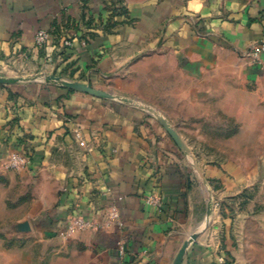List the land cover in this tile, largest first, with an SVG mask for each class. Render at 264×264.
<instances>
[{"label": "crops", "instance_id": "0c3cea01", "mask_svg": "<svg viewBox=\"0 0 264 264\" xmlns=\"http://www.w3.org/2000/svg\"><path fill=\"white\" fill-rule=\"evenodd\" d=\"M262 39L264 0H0V202L21 264H264V181L231 161L190 170L151 110L189 123V92L221 82L264 110ZM146 75L169 78L163 104L140 94ZM11 152L29 164L6 169ZM71 215L95 227L59 236Z\"/></svg>", "mask_w": 264, "mask_h": 264}, {"label": "rangeland", "instance_id": "374dc122", "mask_svg": "<svg viewBox=\"0 0 264 264\" xmlns=\"http://www.w3.org/2000/svg\"><path fill=\"white\" fill-rule=\"evenodd\" d=\"M142 80L140 94L146 98L153 97L159 104L167 101L165 98L167 92L164 87L170 82L169 78L158 75L156 80H153V85L149 84L148 75L143 76ZM209 86L214 89L207 90L204 96L196 97L197 93L189 90L190 99L194 103L189 109L191 118L189 123L169 122L163 112L164 106L151 107V110L165 120V124L173 131L177 132L181 127L188 131L189 138H179V141L184 148V156L190 170L194 171L198 166L200 168L201 161L205 164L231 161L253 168L251 179L258 180L259 184L262 183L264 181V115L257 116L260 122H250L245 113L249 109L247 106L251 103L253 110L264 111L254 105L255 102L257 104L260 102V96L253 89V95L245 97L244 93H240L235 99L236 96L233 98V93L228 89L230 85L221 82L216 85L209 84ZM239 103L242 104L241 107L237 106ZM6 196H8L7 202L11 203L12 194L8 193ZM9 203L6 207L0 202V246L1 248L7 246L8 250L12 251H8L11 254H8L7 258L0 255V264H4L7 259L11 264H21V244L10 235V220L13 211ZM15 214L14 211L13 216ZM32 264L37 263L32 260Z\"/></svg>", "mask_w": 264, "mask_h": 264}, {"label": "built area", "instance_id": "2783aa9c", "mask_svg": "<svg viewBox=\"0 0 264 264\" xmlns=\"http://www.w3.org/2000/svg\"><path fill=\"white\" fill-rule=\"evenodd\" d=\"M50 37V34L47 30H37L34 34V43L35 46L38 48H43L46 46L47 41ZM65 44H69L68 41H65ZM261 52H264V39L259 40L255 42L250 50V55L253 57L254 60L258 59V56ZM76 137H78V134H76ZM80 144L84 145V141L80 140ZM30 161V156L26 153H21V152H11L8 153L3 161V165L6 168H11V169H17V168H22L25 167L29 164ZM148 201L158 203L157 205L159 206L158 198L155 196H150L148 197ZM119 220V212L118 208L113 205L110 206L107 210V220L106 224H114L118 223ZM95 227V222L93 220L87 219L83 216H75L71 215L67 217L64 222L62 223V227L59 231V236L61 237H69L73 234H75L78 231L81 230H87L90 228ZM224 260L223 257L219 256L218 257V264H223Z\"/></svg>", "mask_w": 264, "mask_h": 264}, {"label": "water", "instance_id": "95a60500", "mask_svg": "<svg viewBox=\"0 0 264 264\" xmlns=\"http://www.w3.org/2000/svg\"><path fill=\"white\" fill-rule=\"evenodd\" d=\"M165 124V123H164ZM165 128L166 130L169 132V134L172 136L173 140L176 142V144L182 149L184 150L183 146L181 145V142L179 141V138L176 134L175 131L172 130V128H169L166 124H165Z\"/></svg>", "mask_w": 264, "mask_h": 264}, {"label": "trees", "instance_id": "16d2710c", "mask_svg": "<svg viewBox=\"0 0 264 264\" xmlns=\"http://www.w3.org/2000/svg\"><path fill=\"white\" fill-rule=\"evenodd\" d=\"M120 11H122V10H120ZM123 12V11H122Z\"/></svg>", "mask_w": 264, "mask_h": 264}]
</instances>
